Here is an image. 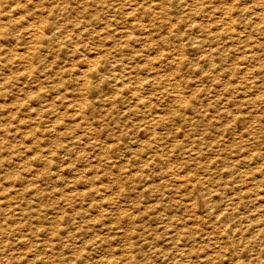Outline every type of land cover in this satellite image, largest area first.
<instances>
[{"label": "rangeland", "instance_id": "1", "mask_svg": "<svg viewBox=\"0 0 264 264\" xmlns=\"http://www.w3.org/2000/svg\"><path fill=\"white\" fill-rule=\"evenodd\" d=\"M248 1L257 3L256 0ZM248 1L237 0L238 4L236 0H224V4L220 2L221 5H230L227 7L231 14L229 19L234 17L238 21L235 20L238 26L233 29H244V22L249 18L250 21L258 20L252 12L254 8L260 10L257 6L250 7L244 13L249 5L253 6ZM179 3L176 2L175 5ZM180 6H177L180 11L176 7L179 12ZM174 8L175 6L171 11ZM205 8L209 9L207 6ZM176 9L164 17L175 24L183 15ZM204 13L195 18L206 23L207 19L205 22L204 17L209 16ZM102 18L104 19L103 15ZM214 19L212 17L208 21ZM212 27L222 29L221 24H214ZM99 28L100 26L97 27ZM159 31L164 32L165 28ZM168 31L175 35L178 30L168 28ZM247 31L246 34H253L251 37H260L254 30ZM105 34L109 35L107 32ZM105 34H100L95 39H87L88 41L85 38L87 36H84L85 41L75 36L74 40L87 42L84 45L88 49L92 48L93 53L90 52L91 55L85 52L86 56L97 61L100 67L109 68L108 71H112L111 68L113 71L122 68L117 71L125 72L123 65L113 67L105 60V54L112 49L111 40H107ZM146 35L149 39H154L156 32H147ZM251 37L248 38L250 41L255 40ZM15 38L3 41L2 45L3 51L9 52L11 48L17 54H9L12 57L7 62V68L3 69V82L0 84V264H264V198H260L264 197V147L260 149L261 145L264 146V125L262 130H257L258 139H261L258 144L256 140L251 143L250 140L241 142L242 138L247 137L246 132H243L246 124L235 123L236 119L249 114V106L254 109L257 107L255 112L264 124V91L260 90L264 89L260 83L262 73H259L261 76L258 80V74L254 75L258 72H252L255 70L252 65H260L259 61L262 58L264 60V48L260 47L258 50L262 57L259 61L253 60L252 63L244 65L234 59L243 53L242 48L233 49L231 41H226L223 44L225 49L214 53L213 64L210 63L216 64L218 69L222 65L219 70L221 72H213L207 64L194 68L197 63L195 56L200 58L199 53L194 54L195 51L190 54L192 64L189 67L178 64L174 67L175 62H167L166 58L156 59L157 62L152 59L146 64L147 70L136 69L135 73L138 74L140 70L139 73L143 74L141 76L148 75V78L156 74L153 72L155 69V72L160 71L163 76L169 74L168 78L174 81L166 80L169 83L163 84L167 86L159 88L157 85L160 78L158 81V77H150L153 84L157 82L156 88L155 84L146 80L141 88L145 106L139 103L140 110L125 115L118 121L117 129L114 121L103 120L111 112L101 108L99 104L95 110H88L82 116L72 107L75 102L67 104L66 99L69 97L79 101L80 95H83L78 92V83H73L76 78L70 84H58L63 77L78 75L82 66L78 53L66 49L54 50L47 42V48H44L40 41L38 43L37 40L34 41L35 38H28L25 34ZM259 39L263 42L264 36ZM27 40H32L34 44L30 41L26 45ZM229 42L231 46L228 45ZM12 44L14 47H9ZM153 46L158 55L166 49L164 43H153ZM94 47H99L97 52ZM169 47L173 49V45ZM24 49L28 50L25 52ZM63 54L64 58L61 56ZM221 55L224 58H220ZM232 55L234 58H231ZM241 56L242 54L239 58ZM141 59H136V63H144ZM200 63L203 65L204 61L201 59ZM9 64L12 66H8ZM26 64H30L29 67ZM237 64L239 68L233 72L234 76L232 72L223 71L225 67ZM71 67L76 68V73L63 74L64 69ZM242 68L247 70L243 71ZM162 69H169L171 72ZM47 72L52 77L51 80L49 78L50 83L44 80L49 76ZM34 74L38 75L37 79ZM213 74L218 76L213 78ZM254 78L257 80H252ZM12 79H16L13 82L17 89ZM20 79L24 81H19ZM249 80H252L251 84L256 83L255 88L249 85ZM18 82L20 85H27L20 88L16 86ZM174 82L175 87L171 85ZM37 86V89L32 88ZM111 86L105 84V91H111ZM149 86L153 87L150 88L151 91ZM228 88L233 91L232 94L226 91ZM163 89L164 92L161 91ZM181 93L184 97L180 98ZM71 94L73 95L69 96ZM22 95L24 98H21ZM224 95L229 96L220 101L222 98H218ZM243 97L255 99L254 103L252 101L250 105H242L240 99ZM187 100H190L189 104L191 103L193 109L188 106ZM43 103L46 115L39 119V114L34 111ZM185 103L186 106H181ZM195 104L202 108L204 116L203 113L197 116L199 109L194 108L197 107ZM223 109L228 110V116L221 113ZM190 114L199 118L202 116V119L197 118L199 122L189 125L182 119L186 115L192 116ZM224 132L226 133L223 134ZM238 132L245 134V137H240ZM234 137H239L240 140H234ZM93 140L97 144L90 145L89 142ZM245 143H249L246 144L247 148L252 147L254 151L251 152L250 148L242 149L240 146ZM255 152L260 154L253 155ZM244 153L249 154L244 156ZM171 162L175 163V167L169 168ZM169 169L174 174L167 173ZM188 175L190 178L185 184L183 180ZM208 175L212 178L211 183L206 182ZM207 186L211 188L208 187L210 191ZM257 195L261 196L258 198ZM67 212L76 216L61 217Z\"/></svg>", "mask_w": 264, "mask_h": 264}, {"label": "bare ground", "instance_id": "2", "mask_svg": "<svg viewBox=\"0 0 264 264\" xmlns=\"http://www.w3.org/2000/svg\"><path fill=\"white\" fill-rule=\"evenodd\" d=\"M180 1H181V3L183 1V4L179 3ZM223 1L224 0H0V84L3 82V78L1 79V75L3 73V69H4V67H6L8 60H10L11 57H12L9 54H11V53H12V55L17 54L16 52L13 53L12 52L13 49H11V48H9V52H5V51L2 50V45H4L3 41L9 40L12 37L13 38L14 37L20 38V37H23L24 34H25L28 38H32V39L35 38L34 41L37 40L36 42H38V43L40 41V43L43 44L44 48H47L46 44H45L47 42V43H49L50 48H52L54 50L60 49V50L64 51L66 49V50L72 51L75 54L78 53L77 55H79L78 57H80V60L82 62V66L80 67V69L79 70L77 69L79 71L78 75L76 74V77H72V76L71 77L68 76V78H66V77L64 78L63 77V78H61L59 80L61 82H58V84L60 86L62 84H66V83L70 84V82L72 80H74V78H76V80L73 81V83H74V85L76 83H78L77 84L78 88H79L78 92L80 94H83V95L79 94L81 96L79 101L75 100V98L73 99L72 97H69V96H72L73 94L69 95L68 96L69 98L66 99L67 104H69L70 102H72V103L75 102L74 104H72V107L76 110V113L78 115H80V116L85 114L86 111H88V110H91V109L95 110L96 107L99 104L101 108L107 109V110H109L111 112L109 117L104 118L103 120L104 121H108V122L109 121H114L113 122V123H115L114 126L117 127V129H118V127H119L118 126V121L119 120L123 119L125 115H129V113L131 114V112L132 113L133 112L136 113L137 111H139L140 110L139 103H141L142 105L145 106V104H146L145 103V98L143 96V92L141 91L142 90L141 88L143 87V84L145 83L146 80L147 81H151L150 77H152L153 79H154V77H158L157 79L159 81V78H160V82H158V85H157V82H156V84L154 83L155 85L152 83L153 79L151 81V83L154 86L157 85L159 88L160 87L165 88V87H163L165 85L163 83H167L170 80L169 79L170 77L168 78V76H170L169 74H167L168 76L165 75L166 76V79H165L164 78L165 76H163L164 74H161L160 71L159 72H155V69H153L154 70L153 72L156 73V74H152L148 78H146L148 75L146 77L145 76L142 77L141 76L142 73H139L140 70H139V72L137 71L138 74L135 73L136 69H141V70L143 69L144 70L147 67V65H148L147 63H150V61L152 59H153V61L155 59V62H157L158 60L156 61V59L162 60L163 58H166V59H168L167 62H171V61L175 62L174 67H176V64H178V65H187V67H189L192 64V61H191L192 57H191L190 54L193 53V51H195L194 54H198L199 53L200 54V58L198 59L195 56V58L197 59V63L196 64L194 63L195 64L194 68H197V67L199 68V66H204V65L206 66V64L209 66L210 63L213 64L214 53L217 54V51L222 50V48H224L223 44H225L226 41L229 40L233 44L232 45L233 49L234 48L240 49V47H241L242 48L241 51L243 52V53H241L242 56L240 58H239V56L241 54L239 56H237L238 58H234L235 55L233 54L234 56L232 55L231 58L233 57L234 59H238L240 61V63H244V65L246 63H249V64L252 63L253 60L254 61H257V60L259 61L260 60V57H261L260 53L261 52L258 53V50H260V47H261V49L264 48V45L261 46L262 44H264V40L262 42L259 39V38H261V36H264V0H256L257 3L254 2L255 4H253L251 1L249 3V1L247 0L248 3L249 4L252 3L253 6L249 5V8H246L244 13L246 11H248L249 9H251L250 7L254 8V7L257 6V8L260 9V10L257 11L254 8L255 11L253 10L252 12L255 14V16L257 18L255 16L254 17L256 19H258V20H256V21H252L251 20L252 21L251 22L250 18L247 19L248 18L247 17L246 18L247 20L244 22L245 24L242 22V25L244 24L243 25L244 29L239 27L242 30H239L238 28L237 29H233L234 26L235 27L238 26V25L236 26L238 21L234 17H233V19H229L231 17V14H230L229 8H227V7H230V5L229 6L221 5ZM230 1H233V0H230ZM176 2H178L181 6L179 4L175 5ZM205 2H207V4ZM220 2H221V4H220ZM236 2H237V0H236ZM229 3L230 2H228V4ZM223 4H224V2H223ZM237 4H238V2H237ZM233 5H235V2H233ZM174 6H175V8L172 9V11L175 10L177 6H180L179 8L181 9V12L183 13V15L180 17V19L178 18L179 20L176 22V24L173 23L172 21L166 20V18H164V17H166V15H169V14L172 13L171 8L174 7ZM205 6L209 7V9H206ZM236 6L237 7H242L240 5H236ZM213 7H215V8H213ZM177 9H178V7H177ZM177 9H176V11L179 12L180 10L178 9L179 10L178 11ZM239 9H241V8H239ZM100 10H102V12H100ZM181 12H179V13H181ZM202 13H204L205 15L209 16L207 18L204 17V19H205L204 21L205 22H206V19H207L206 23L200 22L198 19L195 18L196 16L201 15ZM239 13H242V11H239ZM227 14H229L230 16L228 15L229 16L228 17ZM102 15H103L104 19L102 18ZM241 15H240V17H241ZM214 16H216L215 19H214ZM247 16H249V13L247 14ZM212 17H213L214 20L208 21V20L212 19ZM235 17H236V14H235ZM197 18H199V17H197ZM252 18H253V16H252ZM228 19L230 21H228ZM200 20L202 21L203 19H200ZM235 20L237 22H235ZM98 23H99V25H98ZM228 23L230 25H228ZM214 24H219V25L221 24L220 29L221 28L222 29L221 30H217V29L213 28L212 25H214ZM246 24H248L249 26H247ZM259 24H261V25H259ZM242 25L240 24V26H242ZM99 26H100V28L97 29V27H99ZM247 27L250 28V29L248 28L247 30H250V31L254 30V33L256 31V34L258 36H260V37L257 39L256 37H251V36H253V34L252 35L246 34L248 32L246 30ZM161 28H165V31L164 32L159 31ZM168 28H170L171 30L175 28L178 31H177V33L175 35H171L169 33V31H168ZM152 31H155L156 35H155L154 39H149V36L146 35V33L147 32H152ZM244 31H245V33H244ZM105 32H107L109 35H106ZM234 33H237V34H234ZM100 34H105L107 40H111L110 46L112 47V49L109 50L105 54V56H104L105 60L110 62L109 65H111L113 67L114 66L116 67L118 65H120V66L123 65V70L125 72H123V71L120 72V70L117 71L118 69H122V68H117L115 71H113V69L111 68L112 71H108L107 69H109V68L102 67V66L100 67V65H99V63L97 61H95L94 59H90L88 56H86L87 54L85 52H88L89 54L92 55L93 51H91V49H92L91 47H90L91 49H88L89 47L87 48L84 45L87 42H81V41H85L84 36H87V37H85L86 40L87 39L90 40V38L95 39L96 37H100ZM225 34H228V35L225 36ZM235 35H237V37ZM246 35H248V37ZM75 36L80 37L83 40H81V41L80 40H74ZM108 36H110V37H108ZM249 37H251L252 39L255 38V40L250 41ZM30 41L32 43V40H30ZM148 41H150V42L148 43ZM170 41L171 42L173 41L172 44L169 43ZM23 42H25V41H23ZM29 42L27 40V44L26 45H28ZM15 43L16 42H14V44ZM25 43H22V44L24 45ZM153 43L154 44L164 43V45L166 46V49H164V51H162L160 53V55H158L157 50L153 46ZM32 44H34V42ZM18 45L19 44H17V46ZM23 45H22V47H23ZM56 45H57V47H56ZM170 45H173V49H171L169 47ZM228 45H230V42H229ZM29 46H30V44H29ZM82 46H84V47H82ZM106 46H108V45H106ZM9 47H14V45L12 44ZM33 47L35 48V46H33ZM20 48H21V46H20ZM98 48L99 47H94V51L97 52ZM15 49L16 48H14V50ZM29 49L31 50L30 47H29ZM227 49H228V47H227ZM26 50H28V49H26ZM26 50L24 49L25 52H26ZM152 50L155 52V54H153L154 52ZM178 50H179V52H178ZM228 50H230V48ZM228 50H226V51L228 52ZM188 51H190V52H188ZM90 52H92V53H90ZM99 52H98V54H99ZM222 53H223V51H222ZM21 54H23V53H21ZM218 54H221V53L218 52ZM96 55H97V53H96ZM17 56H19V55H17ZM61 56L64 58V54L61 55ZM152 56H153V58H152ZM223 56H227V54L226 55L223 54ZM223 56L221 55L220 58L221 57L224 58ZM93 57H91V58H93ZM118 57H121V58H118ZM19 58H17V59H19ZM139 58H142L144 60L143 61L144 63H141L142 61L139 62V63L138 62L136 63V61H137L136 59H139ZM228 58H230V57H228ZM41 59H42V57H41ZM70 59H72V58H70ZM201 59H202V61H204L203 65H201L202 62L200 63ZM226 59L227 58H225V60ZM234 59H233V61H234ZM229 60H231V59H229ZM261 60H263V58ZM261 60L259 61L260 65H257V64H254V63H253L254 65H252V64L251 65L254 66L253 68H255V70H253L252 72H254V71L258 72V73H254V75H256V74L259 75V73H262L261 74L262 76L261 75H259V76L257 75V79L260 80L258 77L261 76V82L260 81L259 82L262 83V85L264 86V64L261 63ZM29 61L30 60H28V62ZM164 61H166V60H164ZM233 61H230V62H233ZM19 62H21V61H19ZM23 62H24V59H23ZM68 62H69V58H68ZM68 62H67V64H68ZM159 62H161V61H159ZM255 63H258V62H255ZM61 64H62V62H61ZM26 65H28V64H26ZM29 65H28V67H29ZM56 65L55 66L53 65V66L56 67ZM65 65H64V67H68L69 66V65H67V66H65ZM237 65L236 66L234 65V66H231V67H225L224 66L225 69H223V71H226V72L229 71V72H232V73L234 71H238L237 69L239 68V65L238 66ZM255 65H257V66L255 67ZM8 66H12V64H9ZM49 66H50V64H49ZM70 66H72L71 62H70ZM210 66H211L210 68H211V70L213 72H221L219 70H221V66L222 65L220 66L219 69L217 67H215L216 64L210 65ZM108 67H110V66H108ZM207 67H206V69H207ZM172 68H173V66H172ZM246 68H247V66H246ZM75 69L76 68H72V67L70 69H64L65 72H63V74L65 73V74L68 75V73H71V72L74 73ZM169 69H164V70L162 69V70L163 71L166 70V72L167 71L171 72V71H169ZM243 69L244 68H242V70ZM248 69H250V67H248ZM13 70H14V68H13ZM145 70H147V69H145ZM245 70H247V69H244L243 71H245ZM251 70H248V71L250 72ZM21 71H22V69H21ZM9 72H10V70H9ZM145 72H148V71H145ZM151 72H152V70H151ZM54 73H57V71L54 72ZM13 75H14V73H13ZM39 75H42V73H40ZM234 75L235 74L233 73V76ZM6 76H8V75H6ZM16 76H14V77L16 78ZM34 76H35V74H34ZM217 76H218L217 74H215V75L213 74V78H216ZM23 77L26 78V77H28V75L26 77L25 76H23ZM33 77H31V78H33ZM35 77L37 79L38 75L35 76ZM35 77H34V79H35ZM5 78L6 77H4V79ZM49 78H50V74H49V76L47 75L44 78V80L47 81V83H48V81L50 83V80H51L52 77L50 78V80H49ZM163 78H164V80H163ZM16 79H12L13 85H14L13 81H15ZM27 79L30 80L29 77ZM54 79H57V77L54 78ZM174 79L176 81V78H174ZM257 79L254 78L252 80H257ZM21 80L22 79H20L19 81H21ZM166 80H168V81L165 82ZM172 80H173V78H172ZM245 80H246V78H245ZM252 80H249L250 82L248 81L250 83L249 85L250 86H254V88H255L256 83L254 82L253 84H251ZM23 81L24 80H22V82ZM173 81H171V82H173ZM53 82H54V80H53ZM5 83L6 82H4V85H5ZM32 83H33V81H32ZM175 83L176 82H174V84H171V85H173L175 87L176 86ZM22 84L20 85V82H18L16 84V86L18 85L20 88H23V86L26 87V85H27L25 83H22ZM105 84L112 85L111 86L112 87L111 91H109V92L105 91V89H104ZM56 85H57V83H56ZM56 85L53 84L52 86L56 87ZM148 85H150V84H148ZM240 85H242V83ZM34 86H35V82H34ZM151 86H149L148 88L150 89ZM157 86H156V88H157ZM165 86H167V84ZM14 87H15V85H14ZM43 87H45V86H43ZM71 87H73L72 84H71ZM146 87H144V88H146ZM168 87L170 88V86H168ZM214 87H216V86H214ZM32 88L33 89L34 88L37 89L38 86L37 87H32ZM66 88H67V86H66ZM151 89H150V91H151ZM174 89L176 90L177 88H174ZM73 90H75V89H73ZM154 90H155V88H154ZM177 90L179 91V89H177ZM260 90L264 91V89H261V88H260ZM50 91H51V89H50ZM161 91L164 92V89L161 90ZM172 91H173V89H172ZM226 91H228V93H229L230 89L228 88ZM256 91H257V89H256ZM256 91H254V92H256ZM165 92H166V90H165ZM232 92L233 91L231 90L229 94H232ZM17 93H19V92H17ZM166 93H165V95H166ZM178 93H180V92H178ZM225 93H227V92H225ZM256 93H258V92H256ZM158 94H156V95H158ZM9 95H11V94H9ZM156 95L154 94V96H156ZM175 95H177V94H175ZM181 95H182V93L180 94V98L184 97V96H181ZM154 96H153V98H155ZM160 96H163V95H160ZM224 96H221L218 99L222 98V99H220V101L226 100L229 95L225 96V97ZM16 97H18V95ZM19 97H20V95H19ZM27 97L25 96V98H27ZM189 97H190V95H189ZM21 98H24V96L21 97ZM35 98H37V97H35ZM148 98H150V97H148ZM172 98H174V97H172ZM32 99H34V98H32ZM15 100H17V99L15 98ZM29 100H31V99H29ZM190 100H187V104H188V106L191 107L192 106L191 103L189 104ZM240 100L242 102V105H244V103H246V104L249 103V105H250L252 103V101L255 100V99L252 98V100H251L250 98L247 99V98L243 97ZM257 100H258V98H257ZM257 100H256V102H257ZM12 101H14V100L12 99ZM20 101L21 100H19V102ZM159 101L160 100H158V102ZM178 101L181 102L180 100H178ZM19 102H18V104H19ZM27 102H29V101H27ZM253 103H254V101H253ZM35 104H37V103L35 102ZM187 104L185 103V105H181V106L184 107ZM262 104H264V103L262 102ZM12 105L15 106V104H12ZM20 105H21V103H20ZM30 105H32V103ZM16 106H18V105H16ZM39 106H40V108H38L34 112L38 113L39 116L37 118L41 119V118H44V117H42L43 115H46V110L44 109V103L41 104V105L39 104ZM195 106H197V105L195 104ZM253 106H255V105H253ZM194 108H196V110L199 109L198 112L195 111V112H197V116H198V114L201 115L203 113V111L201 110L202 108L200 109V106L199 107L197 106V107H194ZM248 108H249V114L247 116H242L238 120L236 119V121H235V123L240 122L241 124H246V128L244 129L243 132H246L247 137L245 139L242 138L241 140L238 139L239 137H237V138L234 137V140L238 139L241 142L245 141V140H246V142H249L247 140H250V143L251 142H255V140H256V142L258 144H260L261 143L260 142L261 139H258L259 137L257 136V134H258L257 132L259 130L263 129L262 125H264V124L262 123V120H260V118L258 117L257 112H255L256 111L255 109L257 107H255V109H254V108H251V107L248 106ZM226 110L227 109H223L221 111V113L222 114L223 113L227 114L228 110L227 111ZM257 110H259V109H257ZM144 111H145V108H144ZM195 112H194V115H196ZM260 112H261V110H260ZM262 112H264V111H262ZM204 114H205V112L202 114V116H204ZM261 114H263V113H261ZM190 115H192V114H190ZM134 116H135L134 118H137L136 117L137 115H134ZM197 116L195 117L193 115L192 116H187L186 115L185 119L183 118L182 120H185L184 122H186L189 125H194L196 122H199V120L197 119L199 117H197ZM202 116L200 117L201 119H202ZM227 116H228V114H227ZM262 118H264V117H262ZM103 120H100V121H103ZM226 122L228 123V121H226ZM158 124H161V123H158ZM225 128H226V126H225ZM234 128L236 129V127H234ZM225 133L226 132H224L223 134H225ZM240 133L238 132V134H240ZM244 135L245 134H240V137H242ZM263 135H264V133H263ZM225 136H227V135H225ZM222 138H224V137H222ZM241 142L239 143V145L241 144ZM89 143H90V145L97 144L96 140L90 141ZM246 144L247 143L242 144L240 147H242V149H244V148L246 149L247 148ZM262 144H264V142H262ZM159 146H160V144H159ZM262 147H264V146L261 145L260 149ZM248 148L251 149L252 147H248ZM253 148H255V147H253ZM250 151H249V153L253 152L254 150H252L251 152ZM247 152H248V150H247ZM260 152H255V153H253V155H255V154L258 155V154H260ZM249 153H247V154L244 153L242 155L248 156ZM166 156L168 157L167 154H166ZM173 162L170 163L169 168L175 167V165H174L175 163L173 164ZM167 173L174 174V171H172V169H169L167 171ZM189 178H190L189 175L184 178L183 181H184L185 184L187 183ZM206 182L207 183H211L212 182L211 176H209V175H208V177L206 176ZM194 187H196V186H194ZM208 187L209 186H207V190L210 191L211 188L209 187L210 189H208ZM207 190H205V191H207ZM209 191H207V192L209 193ZM200 192H201V190H200ZM220 192L223 193V191H220ZM215 194H217V193H215ZM204 195H206V194H204ZM209 196L213 197V195H209ZM260 196L261 195H259L258 198ZM260 198H264V197L261 196ZM112 203H114V201ZM197 205L200 206L199 204H197ZM216 215H217V217H219L218 214H216ZM72 216H76V215L74 213L72 215V213H69V212L65 213V215H61V217H66V218L72 217ZM226 227H227V225H226ZM229 230H231V229H229ZM261 235H263V234H261ZM263 251H264V248H263L262 252ZM256 256L258 257V255H256ZM258 261H259V259H258ZM241 262H242V260H241Z\"/></svg>", "mask_w": 264, "mask_h": 264}]
</instances>
